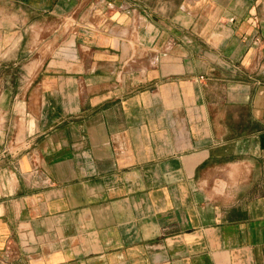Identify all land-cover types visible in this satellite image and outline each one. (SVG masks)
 Returning <instances> with one entry per match:
<instances>
[{
  "label": "crops",
  "instance_id": "obj_1",
  "mask_svg": "<svg viewBox=\"0 0 264 264\" xmlns=\"http://www.w3.org/2000/svg\"><path fill=\"white\" fill-rule=\"evenodd\" d=\"M0 264H264V0H0Z\"/></svg>",
  "mask_w": 264,
  "mask_h": 264
}]
</instances>
